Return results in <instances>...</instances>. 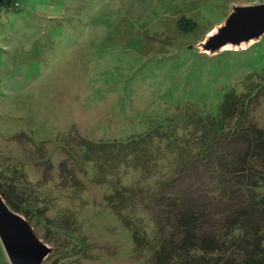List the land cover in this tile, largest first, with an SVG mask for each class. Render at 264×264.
<instances>
[{"label":"rangeland","instance_id":"374dc122","mask_svg":"<svg viewBox=\"0 0 264 264\" xmlns=\"http://www.w3.org/2000/svg\"><path fill=\"white\" fill-rule=\"evenodd\" d=\"M11 2L0 6V189L55 248L43 264H157L170 231H156L154 212H125L132 228L118 218L116 178L84 161L81 139L126 141L188 103L218 117L229 90L249 95L264 127V37L212 56L196 46L233 4L264 0ZM181 17L195 28L180 31Z\"/></svg>","mask_w":264,"mask_h":264},{"label":"trees","instance_id":"16d2710c","mask_svg":"<svg viewBox=\"0 0 264 264\" xmlns=\"http://www.w3.org/2000/svg\"><path fill=\"white\" fill-rule=\"evenodd\" d=\"M195 26L177 21L184 33ZM248 97L227 91L218 117L200 114L196 104L175 107L167 125L126 141L81 139L84 161L102 181L116 178L107 201L118 218L132 228L125 212H154L147 215L156 231H170L155 249L157 264H264V127L251 118ZM8 194L0 189L25 217Z\"/></svg>","mask_w":264,"mask_h":264},{"label":"water","instance_id":"95a60500","mask_svg":"<svg viewBox=\"0 0 264 264\" xmlns=\"http://www.w3.org/2000/svg\"><path fill=\"white\" fill-rule=\"evenodd\" d=\"M10 6L11 0H0ZM264 37V2L233 4L226 19L196 44L209 56L242 49ZM0 242L10 264H43L55 248L38 238L30 223L8 207L0 195Z\"/></svg>","mask_w":264,"mask_h":264},{"label":"crops","instance_id":"0c3cea01","mask_svg":"<svg viewBox=\"0 0 264 264\" xmlns=\"http://www.w3.org/2000/svg\"><path fill=\"white\" fill-rule=\"evenodd\" d=\"M16 2V1H15ZM17 3V2H16ZM52 19H54V17H51ZM35 39V38H34ZM43 42L45 41V39H42ZM35 41H38L37 39H35Z\"/></svg>","mask_w":264,"mask_h":264},{"label":"flooded vegetation","instance_id":"af4514ba","mask_svg":"<svg viewBox=\"0 0 264 264\" xmlns=\"http://www.w3.org/2000/svg\"><path fill=\"white\" fill-rule=\"evenodd\" d=\"M5 3V2H4Z\"/></svg>","mask_w":264,"mask_h":264}]
</instances>
